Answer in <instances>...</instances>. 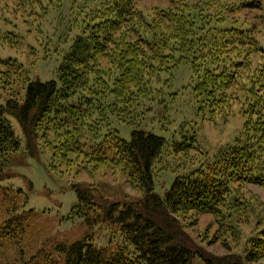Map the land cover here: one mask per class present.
Returning <instances> with one entry per match:
<instances>
[{
	"label": "rangeland",
	"instance_id": "374dc122",
	"mask_svg": "<svg viewBox=\"0 0 264 264\" xmlns=\"http://www.w3.org/2000/svg\"><path fill=\"white\" fill-rule=\"evenodd\" d=\"M109 2L0 0V105L11 98L23 100L26 85L32 81L55 80L61 85L59 67L76 37L97 35L103 41L109 32L96 29L105 20L103 15ZM134 4L146 20L171 26L168 32L163 29V33L172 38L176 37L174 24H180V18L196 22L199 33L187 42L195 45V49L183 54L162 52L163 60L158 62L155 54L145 48L141 59L144 62L145 57V65L151 64L150 71L144 67L146 77L139 86L129 92L128 89L120 91L133 98L129 103L130 114L122 113L118 117L110 114L112 110L106 111L107 106L101 109L93 105L95 119L89 121H94V128L81 130V140L79 136L73 138L81 143L73 148L77 154L67 156L72 163L59 157L54 159L49 148L50 143H62L56 139L55 131L49 133L54 123L40 133L38 158L24 155L13 161L14 166L7 170L12 176L2 185L25 193L20 201L27 203V211L33 209L31 219L36 217V221L21 244L0 241V264H23L55 243H72L86 236L98 246L122 242V233L115 224L102 222L87 227L82 219L71 216L72 207L77 203L75 184L91 189L99 204H117L121 210L144 198L141 188L117 164L99 166L89 162L92 156L88 155L97 148L98 142L107 145L112 140L110 131H117L126 141H131L134 128L166 139L167 144L153 167L155 191L161 196L178 176L207 171L224 161L217 160L224 149L255 137L258 116L254 115L253 104L256 99L264 103V0H135ZM162 13L163 17L167 16L165 20L159 15ZM234 27L250 32L252 43L251 40L236 45L224 42L226 45L219 47L216 30ZM134 39L135 35L133 44L137 45ZM105 42L102 46L107 47L89 66L91 71L103 74L106 83L100 92H95V81L91 80L90 87L95 90L90 92L100 95L104 105H114L116 98L106 95V86L113 87L118 75L116 70L112 72L111 61L116 60L119 51H115V46H119L116 35L112 43ZM182 42L185 41L173 39L169 48L179 50L184 45ZM93 76L90 79L94 80ZM210 76L217 83V90L213 85L207 86L206 78ZM201 80L209 87V93L198 91L196 94V85ZM226 86L230 87L228 95L238 98L227 103V108L225 92L221 91ZM82 93L89 94L80 90L74 100L59 106L61 114L48 116L51 117L48 122L53 117L56 120L54 128L61 127L60 134L70 120L74 122L71 117L66 118V107L84 100ZM221 101L225 104H220ZM10 120L24 148L22 129L15 118ZM95 125L101 127L96 130ZM227 167L222 166L224 176L230 170ZM228 182L229 192L219 207V214L183 212L176 215L182 231L181 241L196 254L194 264L223 258L240 260L241 264H264V260L245 262L251 240L264 232V187L238 178L236 171L231 173Z\"/></svg>",
	"mask_w": 264,
	"mask_h": 264
},
{
	"label": "trees",
	"instance_id": "16d2710c",
	"mask_svg": "<svg viewBox=\"0 0 264 264\" xmlns=\"http://www.w3.org/2000/svg\"><path fill=\"white\" fill-rule=\"evenodd\" d=\"M134 3L135 0H110L103 15L105 20L96 25V29L109 30L103 41L97 35L91 38L84 35L76 37L59 67L61 85L55 80L32 81L26 85L23 100L11 98L4 105H0V241L13 245L21 244L23 237H27L30 226L33 227L32 224L34 225L36 221V217L31 219L33 209L27 211V203L20 201V198L24 197V192L21 189L14 191L11 187L3 186L2 182L12 176L7 170L14 166L13 161L17 157L25 155L38 158L40 133L43 134L44 128H50L49 126L52 123L55 125L56 122L54 117L52 122H48L51 118L48 116L61 114L59 106L63 104L65 106V102L74 100L75 94L80 90L89 92L86 95L82 93L84 100L78 101L77 105L66 107L64 111L66 118L71 117L74 122L71 123L70 120L68 127L65 126L66 129L63 130L64 133L60 134L61 127L54 128V125L49 130V133L55 131L56 139L62 142L61 145L51 143L49 145L54 159L59 157L67 163H72L67 156L77 154L73 148L76 144L79 147L81 143L80 141L76 143L73 138L76 136L77 139L79 136L81 140L83 136L81 130L94 126V121H89L95 119L93 105L101 109L107 106L105 110H112L110 114L118 117L122 113L130 114L132 107L129 103L133 98L120 91L128 89L129 92L131 88L138 87L139 82L146 77L144 67L150 71L151 64L145 65L146 58L143 57L144 62L141 59L143 51L146 52L145 48L155 54L158 62L163 60L162 52L183 54L195 49V45L190 46L187 42L192 41L191 38L199 33L196 22L189 23L187 19L184 21L180 18V24H174L176 37L172 38L163 33V29L168 32L172 29L171 26L146 20L144 14L135 9ZM159 15L164 20L167 17H163V13ZM141 30H144L146 37H143L144 33ZM217 30L216 41L219 42V47L225 46L224 42L236 45L238 42L243 44L249 40L251 43L253 41L250 32L237 27ZM115 35L116 45L119 46H115V51H119V54L116 55L117 61L113 60L111 64L112 72L116 70L118 75L115 77L113 87L106 86L108 94H105L116 98V101L114 105L113 103L104 105L103 98L94 93V87H90L91 80L95 81L93 84L96 86L95 92H100L106 83L104 75L91 71L89 65L107 47L104 48L105 45L102 46V43L105 41V44L112 43ZM134 35L137 45L133 44ZM173 39L178 42L185 41L182 42L184 45L181 49L169 48V43ZM113 57L115 58V55ZM94 67L95 65L92 68ZM91 75H94V80L90 79ZM212 78L211 76L206 78V84L215 86L217 90V83L215 84ZM203 84L202 80L198 82L196 94L198 91L209 93V87ZM229 88L226 86V90L221 89L225 92L226 104L224 101L220 104L224 103L225 108L227 103L238 100L236 95H228ZM91 89L93 93L90 92ZM121 104L123 107L119 108ZM263 107L264 103L256 99L252 108L255 110L254 115L258 116L254 129L255 137L250 136L244 143L238 141L234 146L224 149L217 159L224 161L209 167L207 171L178 176L163 196L155 191L153 167L167 144L166 139L134 128L131 141H126L118 136L117 131H110L113 132L110 135L112 140L107 145L98 142L97 148L92 149L88 155L89 158L92 157L87 159L99 166H103L104 163L117 164L141 188L144 198L141 202L130 204L121 210L117 204L107 206L99 204L91 189L75 184L73 189L77 195V203L72 207L71 216L82 219L87 227L102 222L115 224L122 233V242L98 246L88 236L72 243L58 242L30 257L28 262L23 264H194L196 254L181 241L182 231L178 228L176 215L183 212L219 214V207L225 202L229 192L228 181L233 171H236L238 178L264 187ZM69 112L71 114H68ZM10 118H15L22 129L25 138L24 148L23 141L15 133ZM98 127L101 126L95 125L96 130ZM224 165H228L227 168L230 169L227 176H224L222 169ZM19 255L21 259L23 256L21 251ZM205 260L207 264H241L240 260L233 261L230 258ZM263 260L264 232L260 237L251 240L245 254L246 263Z\"/></svg>",
	"mask_w": 264,
	"mask_h": 264
}]
</instances>
